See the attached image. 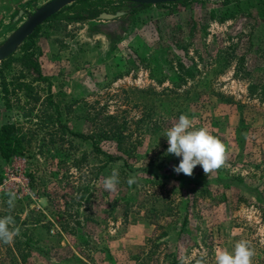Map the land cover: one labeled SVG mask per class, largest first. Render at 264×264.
Returning a JSON list of instances; mask_svg holds the SVG:
<instances>
[{"label": "rangeland", "instance_id": "rangeland-1", "mask_svg": "<svg viewBox=\"0 0 264 264\" xmlns=\"http://www.w3.org/2000/svg\"><path fill=\"white\" fill-rule=\"evenodd\" d=\"M48 1H5L0 44ZM105 2L86 1L44 22L34 52L67 126L87 133L89 118L114 116L126 136L129 165L123 158L98 170L90 156L91 164L76 169L68 159L56 179L58 156L48 145L39 152L44 130L24 155L0 158V186L6 180L9 190L0 187V217L11 215L20 229L12 244L0 242V264H22L18 250L30 251L25 264H167L174 253L180 264L201 257L215 264L218 250L231 252L241 239L255 251L252 264H264V23L257 24L264 22V0H194L114 20L93 18L131 6ZM74 16L89 19L65 20ZM179 65L186 67L182 74L188 69L187 79H173ZM17 72L4 70L5 82ZM7 88L11 108L0 85V125L29 113L33 98L48 90L47 83L30 92ZM181 114L221 139L225 166L208 176L199 165L191 176L174 172L181 158L167 153L164 134ZM72 140L69 149L79 162L90 143ZM99 146L121 154L113 141ZM117 165L120 183L109 192L103 180ZM132 175L137 181L129 187ZM181 175L188 183L177 179Z\"/></svg>", "mask_w": 264, "mask_h": 264}, {"label": "trees", "instance_id": "trees-1", "mask_svg": "<svg viewBox=\"0 0 264 264\" xmlns=\"http://www.w3.org/2000/svg\"><path fill=\"white\" fill-rule=\"evenodd\" d=\"M86 1H92V0H81L78 1L71 6H68L58 12L57 14L51 16L47 21L54 20L58 18L59 15L62 13H65L67 11L73 10L76 5L80 3H84ZM99 1L100 3H104V1L112 2V3H119L123 4L122 1H116V0H95ZM194 0H189L185 2H180L178 4H186L188 2H192ZM162 5H159L158 7H161ZM149 6H143L138 9L147 8ZM78 8V7H77ZM137 11V9H133L130 14H133ZM261 18L264 19V8L261 9ZM105 13L103 11L98 12L94 15L93 18H96L101 14ZM212 15L216 16L214 12L212 11ZM92 18V19H93ZM89 19L88 16H74V17H66L65 20L67 21H78V20H87ZM264 21V20H262ZM264 22H258L257 24H263ZM40 30V27H38L35 32L29 36L25 42L18 48L19 52L18 55H15V53L7 58L6 60L2 61L0 63L1 66V82L0 85L2 87V93H3V99H4V105L7 109L11 108L10 103L6 99L8 96V85L13 86L12 90H15L17 88H24L28 90L29 92L33 90L34 84H40V83H47L48 90L46 91L45 96H35L33 98V108H31L30 112L27 114H18L16 115V118L14 121L2 123L0 125V158L7 162L11 160V158L16 156H22L24 155L27 150L28 146L30 145V142L33 138V136L37 135L38 131H43V136L40 139V145H39V152L42 153V148L49 146L50 152L58 156L57 161V172H53L52 175H54L57 178L58 176V170H60V167L69 159L72 161V167L76 169H81L82 165H89L90 156L94 157L93 159L96 160V162H93L92 164L98 165V170L106 169L108 165L111 163L123 159L124 163L123 166H128L127 159H130L131 156L128 154L127 150L123 148L124 140L126 139V136H124L123 128L122 126H118L117 122L115 121L114 116H107L104 118H97L96 116H93L92 118H89L87 121V133L83 132H74L72 131L67 124L62 120V113L60 107L52 100V96L50 94V84L45 78L40 70L38 60L36 58V54L34 52V38L37 35L38 31ZM186 68L183 65H179L175 68V72H179V74L175 73L173 74V79L175 78H184L187 79L190 76V73L185 70L184 74H182L180 71L182 68ZM18 69L19 77L13 78L12 82L7 83L5 82L6 78L3 76V71L8 69ZM187 71V72H186ZM19 78H26L28 80L27 83L18 82ZM19 102V101H17ZM36 107V114L31 115L32 111H35ZM24 110V109H23ZM80 139L81 142H89L90 143V150L84 151L81 155V158L79 162L72 156V152L69 149V147L73 148V140L72 139ZM220 139V138H218ZM113 141L117 147V150L119 153H121L118 156L112 155L110 153H107L103 151L99 144L101 141ZM221 140V139H220ZM66 145H68L67 149H65ZM72 157V158H71ZM83 162V163H82ZM91 164V163H90ZM94 165H90V171L94 170ZM65 166V164H64ZM95 180L98 179V174H96ZM178 180L185 182L186 178L185 176L181 175L177 178ZM56 196V194H55ZM64 197L65 194H63ZM92 194H89V198L85 199V201H89ZM45 199L48 202L54 203V198L52 194L49 192H46L44 194ZM187 224L186 218H184L183 225L185 226ZM18 239H21L18 237ZM24 245L26 248L30 249L28 240H23ZM20 242V240H19ZM40 250V249H37ZM19 256L21 257L22 264L26 263L27 258L29 257V252H23L21 250H18ZM171 260L168 261L167 264H180L179 260H177V255L170 254ZM141 258L140 257H134L132 261L137 263ZM198 260H195L191 264H196Z\"/></svg>", "mask_w": 264, "mask_h": 264}, {"label": "clouds", "instance_id": "clouds-1", "mask_svg": "<svg viewBox=\"0 0 264 264\" xmlns=\"http://www.w3.org/2000/svg\"><path fill=\"white\" fill-rule=\"evenodd\" d=\"M164 136L167 138V153L180 157L178 166H174V172L183 173L186 176L193 174V169L199 165L206 176L220 169L226 164V147L216 136L212 135L207 128H195L192 120L181 114L178 120L167 129ZM135 175L129 176L127 184L131 187L135 184ZM120 183L119 166L111 170V174L103 180V188L109 192L117 190ZM15 193H9L7 201L9 208L14 207ZM20 235L19 227L15 226V220L11 215L0 217V242L12 244ZM255 255L250 242L244 239L238 240L231 252L218 250L215 255V264H252ZM181 264H187L186 259ZM196 264H205L201 257Z\"/></svg>", "mask_w": 264, "mask_h": 264}, {"label": "water", "instance_id": "water-1", "mask_svg": "<svg viewBox=\"0 0 264 264\" xmlns=\"http://www.w3.org/2000/svg\"><path fill=\"white\" fill-rule=\"evenodd\" d=\"M81 0H49L34 13L28 14L26 20L14 30L1 44H0V63L10 56H12L17 49L24 43V41L31 36L35 30L40 27L47 19L57 14L64 8ZM130 4L126 10H120L114 14L101 13L99 20H114L130 13L133 9H138L143 6H157L163 4L180 3L189 0H116ZM18 17V16H17ZM16 17V18H17Z\"/></svg>", "mask_w": 264, "mask_h": 264}, {"label": "built area", "instance_id": "built-area-1", "mask_svg": "<svg viewBox=\"0 0 264 264\" xmlns=\"http://www.w3.org/2000/svg\"><path fill=\"white\" fill-rule=\"evenodd\" d=\"M26 185H27V181H26ZM24 186H25V184H24ZM0 187H3L5 190L9 191V190H8V187H7V182H6V180L3 181V184H2V186H0ZM25 187H26V186H25ZM13 192L16 193L17 190H14ZM10 193H11V192H10Z\"/></svg>", "mask_w": 264, "mask_h": 264}, {"label": "crops", "instance_id": "crops-1", "mask_svg": "<svg viewBox=\"0 0 264 264\" xmlns=\"http://www.w3.org/2000/svg\"><path fill=\"white\" fill-rule=\"evenodd\" d=\"M5 1H7V0H0V6H4L5 5ZM9 1H11V0H9ZM13 2H15L16 0H12Z\"/></svg>", "mask_w": 264, "mask_h": 264}, {"label": "flooded vegetation", "instance_id": "flooded-vegetation-1", "mask_svg": "<svg viewBox=\"0 0 264 264\" xmlns=\"http://www.w3.org/2000/svg\"><path fill=\"white\" fill-rule=\"evenodd\" d=\"M123 3H126V2H123ZM126 4H128V3H126Z\"/></svg>", "mask_w": 264, "mask_h": 264}]
</instances>
